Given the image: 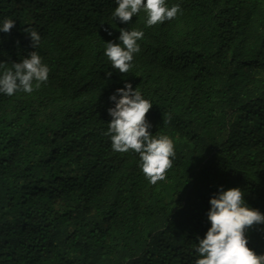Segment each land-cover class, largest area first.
Wrapping results in <instances>:
<instances>
[{
    "label": "trees",
    "instance_id": "1",
    "mask_svg": "<svg viewBox=\"0 0 264 264\" xmlns=\"http://www.w3.org/2000/svg\"><path fill=\"white\" fill-rule=\"evenodd\" d=\"M167 3L182 12L147 27L143 12L114 20L115 0H0L15 21L0 64L38 51L50 69L31 94H0V264H193L221 185L264 213V0ZM121 28L144 32L128 73L103 55ZM125 83L173 140L156 184L104 134ZM247 236L264 254V226Z\"/></svg>",
    "mask_w": 264,
    "mask_h": 264
},
{
    "label": "clouds",
    "instance_id": "2",
    "mask_svg": "<svg viewBox=\"0 0 264 264\" xmlns=\"http://www.w3.org/2000/svg\"><path fill=\"white\" fill-rule=\"evenodd\" d=\"M118 7L112 12L114 20L130 23L141 12L146 15V26L171 21L182 12L180 4L169 5L167 0H115ZM15 21L5 17L0 19V33H7ZM119 43L104 42L103 55L112 68L128 73L133 66L135 54L140 52L142 30L121 28ZM34 48L39 47L42 37L38 31L26 28ZM0 94L9 97L18 92L31 94L49 79V66L38 51H33L21 62L11 63L10 68L0 64ZM109 100L114 105L108 108L111 120L104 133L110 138L112 150L120 153L134 151L139 155V167L151 184L164 179L167 169L175 158L171 137L164 134L153 135L147 114L152 103L141 91L125 83ZM207 213L210 227L198 243L193 244L195 259L193 264H264V254H258L249 246L248 230L253 225L264 226V213L249 206L244 200V192L238 188L225 189L220 186L209 200Z\"/></svg>",
    "mask_w": 264,
    "mask_h": 264
}]
</instances>
